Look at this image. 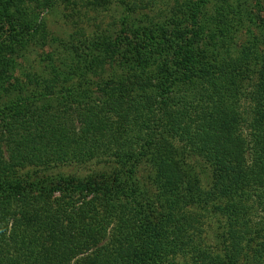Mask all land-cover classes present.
<instances>
[{
  "label": "trees",
  "instance_id": "16d2710c",
  "mask_svg": "<svg viewBox=\"0 0 264 264\" xmlns=\"http://www.w3.org/2000/svg\"><path fill=\"white\" fill-rule=\"evenodd\" d=\"M34 1L51 8L66 0H7V10L21 15ZM227 2L185 0L176 11L197 23L193 29L171 16L138 32L137 55L146 45L166 46L162 66L139 58L104 78L99 59L106 63L112 51L103 45L90 72L55 69L51 79L26 86L0 77V264H177L178 254L189 264H224L200 253V222L190 207L204 190L186 153L215 172L216 195L206 194L223 200L216 209L226 257L264 264V51L255 43L233 47L237 25L224 23ZM21 32L38 31L25 19ZM142 162L153 170L154 192L134 179ZM91 163L113 171L47 174ZM27 167L33 170L24 174Z\"/></svg>",
  "mask_w": 264,
  "mask_h": 264
},
{
  "label": "rangeland",
  "instance_id": "374dc122",
  "mask_svg": "<svg viewBox=\"0 0 264 264\" xmlns=\"http://www.w3.org/2000/svg\"><path fill=\"white\" fill-rule=\"evenodd\" d=\"M131 0L121 3L118 0L108 6H94L89 3H82L80 0L62 1L51 8H42L38 1L25 2L22 5L24 14H18L10 7L7 9V0H0V77L12 76L18 78L25 86L29 83H37L36 80L51 79L55 69L73 75L93 70L94 58L99 56L98 50L103 49V45L112 51L107 59H99L102 69L97 70V75L104 78L109 76V72L124 74L125 70L119 68L126 65L127 61L144 58L148 60L157 59V64L162 66L163 54L166 46L146 45L139 48V54L135 53V46L138 41L137 33L146 27L149 29L158 21H163L171 16L184 19L183 25L192 29L197 23H192L187 15H180L176 11L177 3L181 4L185 0ZM196 1V0H195ZM216 3L211 1L207 4L205 15L214 14ZM227 20L230 26L237 25L232 31V45L239 50L250 47L255 43L260 51H264V0H228ZM232 13V14H231ZM208 18V17H207ZM28 20L37 28L34 37L19 33V28L24 20ZM200 19H204L200 17ZM172 26V24H169ZM222 26V25H221ZM46 36V44L43 43ZM93 49V53L91 51ZM151 49V50H150ZM167 51V50H166ZM132 55V56H131ZM100 58V57H99ZM177 61L176 56H172L168 65L173 66ZM164 66V65H163ZM156 67V66H154ZM158 70L155 68V71ZM36 79V80H35ZM257 81V80H256ZM12 80V85H15ZM97 86L95 85L94 89ZM42 87L33 88V91ZM250 85L244 84V93L249 94ZM249 90V91H248ZM24 99L28 97L25 95ZM155 106L162 103V97L155 94L152 98ZM35 101V100H33ZM32 101L30 107H36ZM36 102V101H35ZM157 104V105H156ZM29 105V103H28ZM3 115L0 114V117ZM176 147L185 146L175 141ZM190 150V149H188ZM186 163L193 173H196L203 193L197 196L191 204L192 212H197L196 219L199 223L197 240L201 241V254L217 255L224 264H253L245 256L240 258H227L224 253L222 238V226L224 220L216 209L220 203V198H216L211 192L215 183V172L212 168L201 161L198 157L186 153ZM114 166H106L104 163H91L83 166H64L47 174L53 175H77L85 177L92 173L113 171ZM131 166H127L129 171ZM135 171L134 179L150 192H154L152 186L153 170L145 162L133 166ZM33 169L23 168V173ZM43 173L42 176H46ZM206 191V192H205ZM205 192V193H204ZM209 193L207 196L206 193ZM214 193V194H213ZM206 195V196H205ZM218 210V211H217ZM222 240V241H221ZM256 244H252L254 247ZM206 250L213 253L203 252ZM250 254V252H248ZM177 264H189V257L178 254Z\"/></svg>",
  "mask_w": 264,
  "mask_h": 264
}]
</instances>
